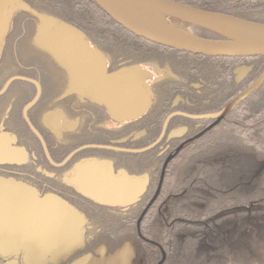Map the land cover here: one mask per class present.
Listing matches in <instances>:
<instances>
[{"label": "flooded vegetation", "instance_id": "af4514ba", "mask_svg": "<svg viewBox=\"0 0 264 264\" xmlns=\"http://www.w3.org/2000/svg\"><path fill=\"white\" fill-rule=\"evenodd\" d=\"M23 1L81 32L106 74L142 67L153 98L142 116L123 121L68 91L67 66L39 41L37 17L13 13L0 45V183L58 198L82 220L80 246L36 264L103 261L125 246L131 264H237L242 250L251 259L264 244V81L215 116L263 73L264 56L208 57L147 41L139 57L117 55L62 18L64 7ZM181 29L202 37L197 26ZM212 65L226 78L202 69ZM90 163L114 176L144 177V192L116 207L89 200L70 183ZM9 245H0L7 248L0 264H35L8 251L18 243Z\"/></svg>", "mask_w": 264, "mask_h": 264}, {"label": "water", "instance_id": "95a60500", "mask_svg": "<svg viewBox=\"0 0 264 264\" xmlns=\"http://www.w3.org/2000/svg\"><path fill=\"white\" fill-rule=\"evenodd\" d=\"M91 1L123 29L154 44L208 57L264 56V24L261 23L173 0ZM17 11H27L39 20V41L67 66L68 91L87 95L119 120L128 121L147 111L153 98L143 81L142 67L134 65L129 70L106 74L99 52L90 48L81 32L56 18L37 14L23 0H0V45L6 25ZM170 19L213 31L224 39L196 36L174 26ZM263 81L264 71L215 118L223 117ZM70 184L89 200L116 207L138 199L145 190L146 180L114 176L102 166L90 163L84 166L80 182L72 180ZM81 226L78 213L60 199H39L30 188L0 183V245H19L8 251L22 252L35 264L46 258H66L82 242ZM133 256L125 246L109 259L101 261L87 256L74 264H131Z\"/></svg>", "mask_w": 264, "mask_h": 264}, {"label": "trees", "instance_id": "16d2710c", "mask_svg": "<svg viewBox=\"0 0 264 264\" xmlns=\"http://www.w3.org/2000/svg\"><path fill=\"white\" fill-rule=\"evenodd\" d=\"M195 8L231 15L248 21L264 24V0H173ZM47 4L62 6V11L67 15L61 16L65 19H72L79 28L91 35L98 43L109 44L111 49L118 55L141 56L144 54V46L139 38L118 25L108 17L91 0H47ZM52 7H55L53 5ZM64 9V10H63ZM170 22L179 28L189 24L170 19ZM201 36L209 39H224L222 35L198 27ZM148 42V41H147ZM151 43V42H150ZM216 64H214L215 66ZM213 66V65H212ZM213 66V69H214ZM222 67V66H221ZM218 70L219 69H214ZM224 72V70H220ZM214 72V71H213ZM252 258L246 255V251L239 255L237 264H264V244L260 241L252 250Z\"/></svg>", "mask_w": 264, "mask_h": 264}, {"label": "bare ground", "instance_id": "6f19581e", "mask_svg": "<svg viewBox=\"0 0 264 264\" xmlns=\"http://www.w3.org/2000/svg\"><path fill=\"white\" fill-rule=\"evenodd\" d=\"M251 22H252V21H251ZM202 69L204 70V72L207 71V70H208V71H209V70H213V71H214L213 73L209 71V72H210V76L212 77L213 80L216 79V76H217V75H218V76H221V77L224 78V79L226 78V74H225L224 72H222V71L214 70V69L209 68V67H206V66L203 67ZM250 85H251V84H250ZM250 85H249V86H250ZM257 88H258V87H257ZM246 89H247V88H246ZM244 90H245V89H244ZM244 90H242V91H244ZM252 145H253V146H256L257 144L252 143ZM247 146H248V145H246V147H247ZM257 151H260V150H257ZM242 251H244V250H242ZM242 251H239V255L243 254Z\"/></svg>", "mask_w": 264, "mask_h": 264}]
</instances>
